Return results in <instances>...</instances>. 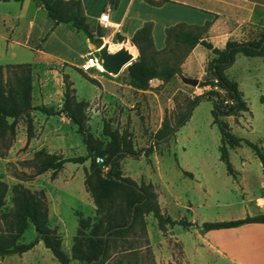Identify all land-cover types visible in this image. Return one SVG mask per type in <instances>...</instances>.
<instances>
[{
  "label": "rangeland",
  "instance_id": "374dc122",
  "mask_svg": "<svg viewBox=\"0 0 264 264\" xmlns=\"http://www.w3.org/2000/svg\"><path fill=\"white\" fill-rule=\"evenodd\" d=\"M16 5L17 2L14 0H0V64L31 62L32 75L33 73L38 75L35 76V102H40L37 105H45L56 110L60 108L62 96L59 92L60 85L55 76V69L61 72V66L57 64L58 54L64 55L66 51L51 42L49 47L52 52L42 54L40 59L34 58V52L24 43L27 38V19L17 20L12 16ZM91 26L94 35H100V39L107 43L109 51H115L124 46L133 52L132 61L135 60L138 51L135 50L132 37L125 39L124 35L112 31V28L102 26L98 20ZM60 32L64 37H68L67 32ZM78 33L80 37L73 38L72 42L73 50L77 54L73 62L89 76L95 78L96 82L87 79L75 67H65V71L69 73V75L66 74L77 96L89 98L86 100L85 111L92 136L105 145L109 137L103 133L102 129L104 122H108L112 128L128 134L132 141L135 155L126 154L119 159L120 168L123 164V169L121 168L123 175L124 173L135 175L138 183H149L146 174H149L152 180H157L156 157L159 158L158 162L162 170L171 172L176 170L177 166H182L193 172L194 177L188 175L178 184L182 190L181 193L190 200L191 207L185 209L179 205H173L169 214L177 217L180 213L181 216L197 224L203 221L239 218L261 210L259 204L262 203L261 196L264 193V171L260 159L253 150L246 144L229 149L232 172L227 170L225 162L220 159V131L217 124L213 122L211 113L215 99L209 94V91L215 88L212 85L201 84L202 81L213 77L209 69L210 60L205 65L206 73L202 76H194L199 79L197 85H184L170 79L164 83L148 86L151 89L149 92L140 91L133 85H127L130 83L124 70L125 66L118 74L103 71L104 67L100 63L85 69L88 65L86 62L88 52L82 56L78 54L88 50L87 42L84 34ZM119 36L123 38L120 39ZM34 37L33 33L30 43L34 41ZM171 39V45L174 46L173 38ZM42 41L41 39L37 43L41 45ZM92 49L95 50L98 47L92 44L90 50ZM158 57L162 59L173 56L165 51ZM63 63V66L67 65L66 62ZM43 72L49 82L46 87L47 96L43 99L44 104H41L38 85ZM51 73H54V76H51ZM226 73L238 82L248 110L242 111L240 115H224L220 118L227 122L231 132L254 141L264 148V58L256 55L246 56L237 52L234 61L227 67ZM61 74L63 77L64 73L61 72ZM97 78L104 89L101 90V84ZM95 91L98 93V98ZM202 93L205 95L199 97ZM192 96L197 97V102L191 107L184 122L178 125L177 130L169 137L163 136L162 139L157 137L156 132L163 121L169 127H176L183 113L187 111ZM94 107L100 108V116H92ZM30 113L34 124L33 138L26 142L22 140L21 135L18 140L15 136L8 149L0 144V178L6 181L9 187L3 209L7 210L12 205L10 188L16 182H22L33 190L44 189L48 203L49 225L61 236L63 250L70 253L78 227L79 213L90 215L94 204L84 186L85 169L88 168L90 159L83 162L66 161L55 177L52 176L51 169L34 175V168L29 161L34 157L35 151L40 148L66 157L84 156L87 154V147L74 123L61 122L57 113L47 115L32 109ZM41 120H47L45 124L49 130H53L52 133H48L50 135L48 138L36 135L38 125L41 126ZM19 123L24 125L26 134L25 116L19 118L17 125ZM154 151L157 152L156 157L154 155L152 157ZM97 157L99 156H96V162L101 164L103 161H99ZM103 167L104 165L102 169ZM152 188L154 189V186ZM98 214L90 217H98ZM148 214L151 213L143 216L145 224L136 222L133 229L116 239V243L110 242L105 264H157L152 248L148 244L147 218L145 217ZM151 220H155L152 215ZM151 220L148 222V229L155 239ZM174 229L186 247H191L190 241L196 239L191 230L180 223H175ZM35 235L36 228L30 223L21 240L31 241ZM173 249L176 261L180 262V244L175 242ZM214 259L208 264H227L219 256H215ZM164 261L161 264H164ZM0 264L61 263L42 240H39L32 248L21 254L11 253L0 256ZM69 264H85V262L71 259Z\"/></svg>",
  "mask_w": 264,
  "mask_h": 264
},
{
  "label": "trees",
  "instance_id": "16d2710c",
  "mask_svg": "<svg viewBox=\"0 0 264 264\" xmlns=\"http://www.w3.org/2000/svg\"><path fill=\"white\" fill-rule=\"evenodd\" d=\"M36 1L42 4L55 24L62 22L77 31H82L91 42L100 39V35H94L92 26L83 11L81 0ZM146 1L159 4L166 0ZM110 2L116 5L118 0H110ZM151 26V22H146L136 29L132 36V42L138 53L135 60L124 69L129 83L136 88L146 89L151 78L157 77L168 81L181 72L180 63L197 43L210 48L214 53L209 62L213 77L202 81L201 84L217 85L224 89V93L216 89L209 91L215 99L211 113L213 122L217 124L220 131V159L225 162L227 170L232 172L229 149L246 144L260 159L264 171V148L254 141L231 132L227 122L220 118L224 115H240L241 111L248 109L237 81L229 78L225 69L234 61L237 52L246 56L256 55L264 58V29L258 39L241 42L228 40L225 46L220 48L204 38L208 22L203 25H187L180 22L166 28V46L157 50L153 44ZM171 38H173L174 46L171 45ZM165 51L171 53L173 57L159 58L158 55ZM74 67L87 79L96 82V79L89 76L81 67ZM63 82L60 108L55 110L44 105H33L31 63L0 64V144L6 149L9 148L21 116L26 118V142L34 136L30 109L42 111L47 115L56 113L66 115L76 125V130L81 133L87 147V154L65 157L40 148L35 151L34 157L29 162L34 168V175L51 169V174L55 177L66 161L83 162L90 159L89 166L85 169L84 184L96 205L98 217L92 218L79 213L78 227L73 237L71 255H69L62 248L61 236L49 225L48 203L44 189L33 190L22 182L14 183L10 188L12 205L4 210L5 196L9 187L7 182L0 178V255L21 254L42 240L61 264H69L72 258L84 261L85 264H105L110 242L116 243V239L133 229L136 222L145 224L143 216L146 213L152 212L160 227L175 223L189 226L191 221L185 218L174 219L161 212L157 194L150 182L138 183L130 176L122 174L119 159L126 154L135 155L136 153L128 134L119 132L108 122H104L102 131L109 140L103 145L101 140L94 138L87 124L86 100L76 98L75 89L67 74L63 75ZM203 95L205 93L199 94V97ZM225 99H232L233 102L225 103ZM196 102L197 97H192L187 111L183 113L176 127H169L163 121L156 136L162 138L167 133L175 132ZM96 156L103 157L101 164L96 162ZM102 165H107L108 168L103 170ZM244 222H264V212L233 219L203 221L199 226L210 229L231 227ZM30 223L35 226L36 235L31 241L24 242L21 237Z\"/></svg>",
  "mask_w": 264,
  "mask_h": 264
},
{
  "label": "crops",
  "instance_id": "0c3cea01",
  "mask_svg": "<svg viewBox=\"0 0 264 264\" xmlns=\"http://www.w3.org/2000/svg\"><path fill=\"white\" fill-rule=\"evenodd\" d=\"M14 1L17 2V5L14 10V15L12 16L17 20L20 18L27 19V38L24 43L27 44L28 48L34 52V58L40 59L42 54L52 52L49 47V44L52 42L57 47L66 51L64 55L58 54L59 62L57 64L61 66L62 73H67L65 71V67L78 66L73 62L77 54L73 50L74 46H72V42L73 38L80 37L78 32L82 31H77L70 25L62 22L55 24L54 21L47 15V12L42 4L36 0ZM81 2L83 5V11L91 25L96 20L99 21V16L103 11H108L110 13V21L119 26L118 28H112V31L119 32L121 35H124L125 39H130L136 29L144 25L146 22H151V35L154 47L157 50L166 46V28L180 22L187 25H203L205 22H208L204 38L207 41H210L214 46L220 48H223L228 40L241 42L258 39L264 29V0H166L159 4L149 3L146 0H118L116 5H113L110 0H81ZM60 31L67 32L68 37H64ZM33 33L35 36L34 41H31L30 43ZM84 37L87 42L88 50L78 54L80 56L85 55L91 49V45L93 44L85 34ZM41 39L43 41L40 45L37 42H40ZM135 50L137 51L136 46ZM213 56L214 53L210 48L205 47L201 43H197L193 48H191L183 61L180 63L181 73L189 76H202L206 73L205 65L213 58ZM63 62H66L67 65L63 66ZM60 63L62 64L60 65ZM47 70H45L46 73ZM102 70L108 72L105 68ZM55 71L57 82L60 85L59 92L62 96L64 88L63 77L61 72L56 69ZM67 74L69 75V73ZM50 75L54 76V73H51ZM35 76L38 75L33 73L31 90L33 105L40 104V102H35ZM171 79L177 80L178 82H181V84H186L180 79L178 74L173 76ZM97 81L101 84V90L104 89V86L98 78ZM48 82L49 81L46 79L44 72L41 73L40 83L38 85L41 104H44L43 99L47 96L46 87L48 86ZM164 82V80L154 77L149 80V87L153 86V84ZM136 89L140 91H151L150 88ZM95 94L98 98L97 91H95ZM75 95L78 100L89 99L79 98L76 93ZM60 101L61 102L59 104L61 107L62 98ZM100 112V108L94 107V113L92 116L98 117L100 116ZM58 115L61 122H72L71 119L63 113H59ZM36 122L37 120L35 118V123ZM45 122H47V120H41V126L38 125L39 128L36 132L37 137L39 135L41 138H48L50 136L48 133L53 132L52 129L49 130ZM19 135H21L22 140H26L25 129L22 123L16 125L15 139L18 140ZM14 144L12 146H14ZM153 155L156 157L157 152L154 151L152 157ZM156 158L157 180H152L149 174H146V176H148L147 178L149 179V182L151 181L150 183L154 186L161 212L172 217L169 212L171 211V207H173V205H179L185 209H189L191 207L190 200L184 197V194L181 193L182 190L178 184L181 183V181H183L188 175L191 177H194L195 175L193 172L184 169L182 166H177V169L171 172H168L166 169L162 170L160 163L158 162L159 158ZM121 168L123 169V164ZM186 171L191 174H188ZM124 174L126 175V173ZM127 176H130L135 180V175ZM87 192L89 193V191ZM90 198L92 199L91 195ZM261 199L262 203L259 204L261 210L259 212H264V193L262 194ZM150 213L151 214L145 216L147 218L146 229L149 237L148 244L152 248L154 259L157 264H161L163 260H165L164 264H208L210 261L215 260V256H219L227 264H264V222H244L231 227L205 229L201 228L199 226L200 224L191 220L192 223L185 227L191 230L196 239H192L190 241L191 247H186L183 240L179 238L175 232V224H165L164 227H160L158 225L157 218L154 217L152 212ZM95 214L96 205L94 203L92 205L91 214L82 215L93 216ZM248 214L254 215L257 213ZM151 215L155 218V220H151ZM172 218L179 219L185 217L178 213L177 217ZM149 220H151L153 225L154 234L156 235L155 239H153L154 235H151L148 229ZM175 242L180 244V262L176 261L175 253L173 252V245ZM67 254L71 255V249L70 253ZM168 259H170V261Z\"/></svg>",
  "mask_w": 264,
  "mask_h": 264
},
{
  "label": "water",
  "instance_id": "95a60500",
  "mask_svg": "<svg viewBox=\"0 0 264 264\" xmlns=\"http://www.w3.org/2000/svg\"><path fill=\"white\" fill-rule=\"evenodd\" d=\"M92 43L98 47V49L94 51L98 61L108 72L118 74L124 66L131 63L132 59H134L133 52L124 46H121L115 51H109L107 43L102 39L94 40ZM178 75L186 84L197 85L199 82L197 77L185 75L181 72L178 73ZM171 134L172 132L167 133L164 138L169 137Z\"/></svg>",
  "mask_w": 264,
  "mask_h": 264
},
{
  "label": "built area",
  "instance_id": "2783aa9c",
  "mask_svg": "<svg viewBox=\"0 0 264 264\" xmlns=\"http://www.w3.org/2000/svg\"><path fill=\"white\" fill-rule=\"evenodd\" d=\"M102 14H107V15H109V17H110V13L108 12V11H103L101 14H100V16H99V18L101 17V15ZM96 50V49H95ZM95 50H89L88 51V53L86 54L87 55V59H86V62H87V64L88 65H93L94 63H100L99 61H98V58H97V56L95 55V53H94V51ZM213 87L216 89V90H218V91H220L221 93H224V89L223 88H221V87H219V86H217V85H213ZM224 102L226 103V102H228V103H232L233 101H232V99H225L224 100ZM97 159L99 160V161H103V157H97ZM108 168V166L107 165H104V167H103V170H106Z\"/></svg>",
  "mask_w": 264,
  "mask_h": 264
},
{
  "label": "clouds",
  "instance_id": "9594fccd",
  "mask_svg": "<svg viewBox=\"0 0 264 264\" xmlns=\"http://www.w3.org/2000/svg\"><path fill=\"white\" fill-rule=\"evenodd\" d=\"M99 22L101 23L102 26L106 28H118L119 27L118 25L110 21V17L107 14H102L101 17L99 18ZM89 66L90 65H86L85 69H87V67Z\"/></svg>",
  "mask_w": 264,
  "mask_h": 264
},
{
  "label": "bare ground",
  "instance_id": "6f19581e",
  "mask_svg": "<svg viewBox=\"0 0 264 264\" xmlns=\"http://www.w3.org/2000/svg\"><path fill=\"white\" fill-rule=\"evenodd\" d=\"M94 64H97V65H98L99 63H94ZM105 70H106V69H105Z\"/></svg>",
  "mask_w": 264,
  "mask_h": 264
}]
</instances>
